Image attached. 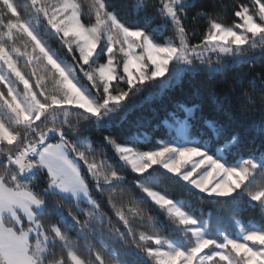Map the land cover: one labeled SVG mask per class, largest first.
Wrapping results in <instances>:
<instances>
[{
    "label": "snow or ice",
    "instance_id": "6c2138e0",
    "mask_svg": "<svg viewBox=\"0 0 264 264\" xmlns=\"http://www.w3.org/2000/svg\"><path fill=\"white\" fill-rule=\"evenodd\" d=\"M202 7L198 0L146 2L138 12L147 22L137 25L109 0H91L87 6L82 0H28L24 6L0 0V86L6 89L0 90V264H109L106 257L113 264H264V228L244 230L243 242L227 235L210 237L197 218L156 190L159 178L154 175L160 166L208 196L232 197L243 190L264 207V188L251 186L257 170L264 173L259 163L264 155L226 166L201 146L161 142L142 151L109 136L96 148L80 142L87 121L118 112L122 120L143 101L182 87L187 78L190 91L177 107L203 120L211 135L195 133L201 142L222 152L238 143L239 134L229 135L221 120L246 115L242 104L232 106L230 93L239 87L243 97L247 85L243 77L229 82L227 71L264 59V0H252V7L233 3L238 23H225ZM153 18L167 25L173 38L162 42L150 30ZM199 21H207L206 31H200ZM46 35L59 38L71 63L48 46ZM18 37L24 40L23 51ZM21 57L35 65L30 73L19 66ZM101 58L106 63H99ZM202 74L209 83L199 80ZM217 75L227 92L215 85ZM250 83L264 94V71ZM252 126L264 138V105ZM182 128L190 135L186 123ZM105 145L113 146L123 165L140 178L133 181L137 192L127 187L119 168L94 159L105 154ZM93 191L107 196L118 226L101 211ZM145 200L194 238L191 245L161 236L154 217L125 203ZM145 220L152 231L140 230ZM73 228L85 240L107 234L117 250L87 246L81 251L71 238Z\"/></svg>",
    "mask_w": 264,
    "mask_h": 264
},
{
    "label": "trees",
    "instance_id": "16d2710c",
    "mask_svg": "<svg viewBox=\"0 0 264 264\" xmlns=\"http://www.w3.org/2000/svg\"><path fill=\"white\" fill-rule=\"evenodd\" d=\"M18 2L24 6L28 3V0H18ZM85 6L90 4L91 0H82ZM113 3L114 7L121 12L122 15L131 23L137 25H143L146 23V18L142 12H138V7L144 3L155 4L157 0H109ZM241 2L248 3L252 7V0H198V3L203 6L201 10H208L212 14L219 15L221 20L225 23H238V18H234L231 12V5L233 3L239 4ZM219 5H228V8L221 9ZM137 6V7H133ZM200 31H206L207 21L197 22ZM41 31H45L44 25H41ZM151 31L155 35L161 38V41H166L173 38L172 31L167 25L162 24L159 20L153 18L151 22ZM45 40L49 47L56 51L65 62H72V55L68 52V49L58 37L52 35H46ZM194 42H198L194 41ZM24 40L17 38V46L22 48ZM30 51V49H29ZM98 61L99 63H106V58ZM25 58H20V67L25 73H30L33 64H27L24 62ZM264 71V59L257 58L251 65L245 64L242 67L230 66L227 71L229 82L233 79L243 77L246 87L244 88L245 95L240 96L239 87L235 93H230L232 98V106L238 108L239 105L245 107L246 115L237 116L232 121H223L227 123L229 135L233 133L239 134V141L237 144L232 145L228 150L224 152L225 159L229 165H235L241 162L243 159L250 157H261L264 155V138H262L253 128V122H257L260 119V109L264 105V94H261L257 88L251 86L253 78L257 77L258 73ZM83 83H87L82 73H77ZM199 80L205 84L209 83L208 77L202 74ZM218 90L227 92V86L223 82V78L217 75L214 80ZM259 81L257 78V85ZM0 90L3 89L0 86ZM19 90L23 91V85H19ZM190 91L187 78H185L183 86H177L174 89H169L163 98H155L150 101L146 100L142 102V106L130 111L124 119H120L121 113H109L102 118H93L91 121H87L88 125L84 129L83 135L80 137V142L85 145H91L92 148H96L97 145L104 144V137L109 136L117 143H125L128 146H133L138 150H150L154 147L161 146V142L171 143L174 142L177 134L176 131L169 127L168 124L176 122L177 120H183L187 117L186 113L177 107V102L186 99ZM4 109L0 108V113H3ZM6 121L5 126L8 127L7 116L3 117ZM76 119V115L71 117ZM189 119V137L192 142H198L199 145L205 148L209 154L218 156L219 150L211 147L208 144L201 142V137L196 135L200 131L211 133L205 127L202 119ZM194 126V127H193ZM16 127L12 124L9 128ZM219 146L223 148V140L219 142ZM104 155H97L94 159L97 162L107 161L114 168H119L127 176V187L133 192H137L138 189L133 183L134 180L140 179L137 174L131 172L130 167L124 166L123 162L119 160L118 155L115 153L114 147L111 145H105ZM82 163V162H81ZM154 175L159 178V182L155 185L156 190L166 193L174 200L180 203V206L188 211L191 215L198 219L199 225L203 224L206 232L210 237L217 239H223L225 235L230 238H238L243 236L244 230L261 229L264 228V207L259 202L252 201L243 190L238 191L232 197H216L208 196L206 193L200 192L198 189L189 185L181 177L168 173L160 166L154 170ZM253 190L260 189L264 186V176H257L252 183ZM94 198L98 199L101 205V211L107 214L112 219L113 225H117V218L114 215V210L111 208V204L108 201L107 196H99L93 191ZM127 207H138L145 210L146 216H152L155 218L156 229L161 236L172 240L177 244H183L190 246L194 238L185 236L178 228L177 224L171 217H168L165 213L158 212L155 205L145 200L142 203L127 204ZM71 207V205H69ZM86 204L81 207H86ZM140 223L139 221H137ZM144 227L140 230L152 231L147 220L143 221ZM118 226V225H117ZM71 238L74 241H78L81 251L87 246H93L99 249L117 250V245L111 238L105 234L103 237L97 234L95 237H89L85 240L78 235V232L73 228L70 232ZM208 249H205L207 252ZM57 256L61 254V250L57 249ZM203 254V253H202ZM109 264H113L112 260L106 257Z\"/></svg>",
    "mask_w": 264,
    "mask_h": 264
},
{
    "label": "rangeland",
    "instance_id": "374dc122",
    "mask_svg": "<svg viewBox=\"0 0 264 264\" xmlns=\"http://www.w3.org/2000/svg\"><path fill=\"white\" fill-rule=\"evenodd\" d=\"M0 63H2V62H0ZM68 63H70L69 60H68ZM188 118L189 117H186L183 120H177L176 122L173 121L170 124H168L169 127L172 128V129H174L176 131V134H177V137H176L175 141L174 142H171L169 144H172L173 146H177V147H183V146H200L198 142H196V141L195 142H192L190 140L189 134H186L184 132L183 128H182V126L186 123L188 125V130H189V119ZM164 143H166V142H164ZM214 157L221 159L222 162H226V166H230L227 163L226 159H225L224 152L220 151L219 154H218V156H214ZM250 158H255V157H250ZM260 158L261 157H258V158H255V159L259 160ZM247 159H249V158H247ZM259 163L261 164V167L264 168V161H259ZM261 175L264 176V173H261L259 170H257V172L255 173V177L261 176ZM179 177H181V176H179ZM187 183L189 185H191L189 182H187ZM191 186L194 187L193 185H191ZM261 188H264V186H262ZM178 204L180 205L179 202H178ZM199 226L202 227L205 230V232H206V229H205V227H204L203 224H201ZM207 235H208V233H207ZM234 239H238L241 242H243V236L238 237V238H234Z\"/></svg>",
    "mask_w": 264,
    "mask_h": 264
}]
</instances>
